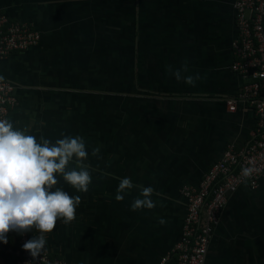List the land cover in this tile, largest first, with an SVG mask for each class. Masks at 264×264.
<instances>
[{
  "label": "crops",
  "instance_id": "crops-1",
  "mask_svg": "<svg viewBox=\"0 0 264 264\" xmlns=\"http://www.w3.org/2000/svg\"><path fill=\"white\" fill-rule=\"evenodd\" d=\"M232 2L0 0V12L38 34L34 45L0 60V77L17 98L5 119L37 140L79 135L89 153L87 193L57 176V186L81 203L74 221H58L47 234L49 256L67 264H156L180 237L179 190L195 188L227 144L253 138L251 112L224 105L242 83L229 69ZM118 42L125 47V79L106 88ZM185 64L182 76L200 77L194 85L169 71ZM119 88L123 96L113 94ZM125 177L135 187L117 200ZM149 186L155 207L132 210ZM7 243L14 245L10 235ZM0 264L12 258L0 254ZM204 264H264V173L255 189L239 186L227 196Z\"/></svg>",
  "mask_w": 264,
  "mask_h": 264
},
{
  "label": "built area",
  "instance_id": "built-area-1",
  "mask_svg": "<svg viewBox=\"0 0 264 264\" xmlns=\"http://www.w3.org/2000/svg\"><path fill=\"white\" fill-rule=\"evenodd\" d=\"M231 8L235 36L230 42L229 69L241 76L242 83L224 105L228 112H234L237 104L251 112L255 120L253 138L240 147L227 144L195 188L184 186L179 190L185 207L180 237L156 264H204L208 241L227 196L239 186L255 189L264 173V0H233ZM37 40L38 34L27 24L10 20L0 12V60L25 51ZM16 105L14 85L0 77V119H5ZM245 167L258 171L245 178L242 175ZM32 236L31 232L19 235L13 231L14 245L0 241V254L9 255L12 264H30L33 258L23 244ZM35 264L67 263L44 251Z\"/></svg>",
  "mask_w": 264,
  "mask_h": 264
},
{
  "label": "clouds",
  "instance_id": "clouds-1",
  "mask_svg": "<svg viewBox=\"0 0 264 264\" xmlns=\"http://www.w3.org/2000/svg\"><path fill=\"white\" fill-rule=\"evenodd\" d=\"M169 71L178 81L184 79L189 85L200 79L198 74L182 76V72L188 71L186 64L179 70L169 66ZM98 152V148L93 149L92 155L97 156ZM88 156L86 142L79 135H65L55 143L43 136L37 140L27 127H16L11 120L0 119V241L7 243L9 232L24 235L35 230L38 234L23 244L33 258L30 264L42 257L47 234L56 228L58 221L69 224L76 219L81 197L58 187L57 176H62L78 192L87 193L93 181L90 165L85 162ZM255 171L258 169L245 167L242 175L248 178ZM134 187L130 178H122L116 199L123 200L121 193ZM154 191L151 186L142 188V198L133 201L132 210L155 207L151 199Z\"/></svg>",
  "mask_w": 264,
  "mask_h": 264
},
{
  "label": "rangeland",
  "instance_id": "rangeland-1",
  "mask_svg": "<svg viewBox=\"0 0 264 264\" xmlns=\"http://www.w3.org/2000/svg\"><path fill=\"white\" fill-rule=\"evenodd\" d=\"M118 1V4H123L124 0H117ZM121 17L123 18V13L121 14ZM121 22L122 24L124 23V19H121ZM114 51L111 52L112 54V58L115 59L114 61V66L113 69L111 70L110 69V72L106 71V88H109V86H111L113 83H117V86H119L121 83L123 84L124 82V65L126 64V61H125V57H124V53H125V47H124V43H120V44H115L114 45ZM137 64V63H134V65ZM122 69V71H120ZM117 71V72H116ZM113 72H116L117 74L120 75V77H115L114 73ZM113 73V74H112ZM110 76V77H107V76ZM110 84V85H109ZM120 88L117 92L113 93L114 95H124V93L120 92Z\"/></svg>",
  "mask_w": 264,
  "mask_h": 264
},
{
  "label": "flooded vegetation",
  "instance_id": "flooded-vegetation-1",
  "mask_svg": "<svg viewBox=\"0 0 264 264\" xmlns=\"http://www.w3.org/2000/svg\"><path fill=\"white\" fill-rule=\"evenodd\" d=\"M231 11H232V14H233V16H234V13H233V10H232V8H231ZM234 24V23H233ZM228 44H229V47H230V42H228ZM230 51H231V49H230ZM184 201V200H183Z\"/></svg>",
  "mask_w": 264,
  "mask_h": 264
},
{
  "label": "trees",
  "instance_id": "trees-1",
  "mask_svg": "<svg viewBox=\"0 0 264 264\" xmlns=\"http://www.w3.org/2000/svg\"><path fill=\"white\" fill-rule=\"evenodd\" d=\"M121 42H118V44H120ZM9 235L12 237L13 236V232H10Z\"/></svg>",
  "mask_w": 264,
  "mask_h": 264
}]
</instances>
